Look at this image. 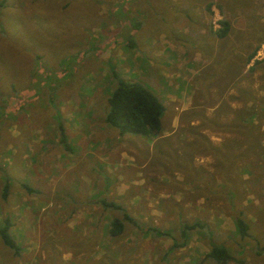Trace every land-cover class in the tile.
Masks as SVG:
<instances>
[{
  "label": "rangeland",
  "instance_id": "374dc122",
  "mask_svg": "<svg viewBox=\"0 0 264 264\" xmlns=\"http://www.w3.org/2000/svg\"><path fill=\"white\" fill-rule=\"evenodd\" d=\"M189 1L205 7L199 21L172 19L186 0H0V220L8 217L19 247L13 254L0 239V264H217L206 256L211 244L226 247L225 264H264V194L250 192L243 170L255 157L264 163V110L254 118L262 145L254 156L246 154L254 133L224 128L244 98L263 93L264 32L258 19L223 9L243 0H210L215 10ZM220 20L243 30L249 47L229 53L230 42L191 31L200 22L211 33ZM112 73L158 96L159 135H119L104 122ZM98 198L170 236L140 238L124 222L108 237L116 212L100 214ZM193 221L201 226L172 246L183 242L180 222Z\"/></svg>",
  "mask_w": 264,
  "mask_h": 264
},
{
  "label": "trees",
  "instance_id": "16d2710c",
  "mask_svg": "<svg viewBox=\"0 0 264 264\" xmlns=\"http://www.w3.org/2000/svg\"><path fill=\"white\" fill-rule=\"evenodd\" d=\"M218 24L219 27L213 32L218 38H222L226 35L229 25L225 20H220ZM130 25L134 28L136 23H131ZM253 53L254 48L246 55L245 60H249ZM112 76L114 78V84L110 87L104 98V122L117 129L119 135L125 133L141 136L159 135L161 130L160 115L163 112L164 106L158 96L141 83L123 80L115 73H112ZM247 100L249 99L244 98L241 102L242 106L233 109L234 117L230 119V124L224 125V128L227 131L247 133L252 132L253 128H255L254 118L260 113V110H264V90L260 96V100L253 99L252 97L248 104L246 103ZM57 127L59 140L63 145V149L69 150L70 147L65 142L66 135L62 124L59 123ZM252 133H254V142L252 141L249 143V150L246 154H253L254 156L256 154L253 149L258 148L260 151L262 150V145L259 139L261 132L254 131ZM215 156L217 159L221 156L224 161H227V156L225 157L223 154H215ZM243 170L246 173L245 182L248 183L250 192L257 198H260L264 194V163L259 157H255L247 162V165ZM20 186L23 187L26 192H34V190L29 188L25 183H20ZM217 186L219 187L218 192L222 191L224 187L222 183L221 185L216 184L212 186L213 190L216 192ZM1 194L3 196L6 194V183H4L1 189ZM96 203L100 206V214L112 210L116 212L115 214L110 215V220L107 223L106 233L108 234V237L121 235L125 229L124 222L137 228L138 232L141 233L140 238L144 236L147 230H153V232L159 233L160 235L170 236L168 231L156 230L154 227H142V225L132 218L118 202L98 198ZM117 210L119 213H117ZM99 218L101 219L102 216L99 215ZM234 225L239 236L243 237L246 234L247 224L240 212H237L234 217ZM10 226L11 222L8 217H4L0 220V239L13 254H18L19 247L16 245L13 236L8 230ZM200 226L201 223L198 221L190 223L180 222L179 235L183 238V242L173 241L172 246L182 245V243H184L186 231H191ZM261 251H264V239L261 245ZM206 256L213 259L217 264H225L226 261L231 259L226 247L219 244H211Z\"/></svg>",
  "mask_w": 264,
  "mask_h": 264
},
{
  "label": "crops",
  "instance_id": "0c3cea01",
  "mask_svg": "<svg viewBox=\"0 0 264 264\" xmlns=\"http://www.w3.org/2000/svg\"><path fill=\"white\" fill-rule=\"evenodd\" d=\"M191 1H193V0H191ZM210 0H208V2H209ZM224 1V0H223ZM235 1V4H236V0H234ZM264 1V0H263ZM186 4H185V6L186 7H184V9H185V14L183 15V11L181 10V9H172L174 12H173V14H174V17L172 16V19L174 20V22H175V19L176 18H178V19H181V18H185V21H187L189 18L192 20V17L195 19V18H197L198 19V21H199V18L201 17V15L200 14H202L203 15V13H202V11H203V9L205 8V7H203L202 6V4L201 3H199L198 2V4H191V3H189L190 1L189 0H186ZM207 2V0H206V2H205V6H208L209 5V9L210 10H215L214 9V7H213V5H211L210 4V2L208 3ZM242 2H244V3H237V5L235 6V4L233 5V6H235L234 8H232L231 6H228V5H226L225 3L223 4V9H224V6H225V8H229V9H232L233 11H236L237 13H238V15H241V17L242 16H246L247 18H256V19H258V21L256 22L257 23V32L259 31L260 33L262 32V30H263V32H264V4H262V2H254V0H243ZM234 3V2H233ZM241 4V5H240ZM240 11L242 12V11H244V12H248V13H246V15H243V14H241L240 13ZM148 15V14H147ZM261 15V16H260ZM183 16V17H182ZM149 19H150V16L148 17V19H147V21H149ZM167 20H168V23H169V17H167ZM219 22V21H218ZM132 23H134V22H132ZM187 24H189V22H187ZM247 24V25H246ZM219 25V24H218ZM228 30H227V33H226V35L224 36V37H222V38H218L215 34H214V32H211V30H210V32L211 33H205L204 31V27H202L201 26V24H200V22L197 24V25H194V26H192V32L195 34L194 36L195 37H212V36H214V37H217V39L220 41V42H230V44L228 43V45H229V49H230V51H229V53H233V51L234 50H231L234 46H236L237 47V50H239L240 51V49H244V45H246L247 46V48L249 47L248 45H250V39H248V37L247 38H245L244 40H243V37H245V36H243V35H238V34H236V33H240V32H242L243 30H240V31H238V30H232V25H233V23H232V21H228ZM250 25V22H246L245 21V19L243 20V25H242V28L244 29L245 27H247V26H249ZM171 27V26H170ZM186 30V29H185ZM233 35V36H232ZM230 36H232V37H238V38H234V41L231 39V38H228V37H230ZM240 37V38H239ZM259 37V36H258ZM218 40H217V43H218ZM254 44H256V43H254ZM232 47V48H231ZM238 48H240V49H238ZM237 50H235L236 52H237ZM207 54V53H206ZM208 55V54H207ZM209 56V55H208ZM212 58L211 59H213V60H216L217 59V56H216V51H214V53H213V55L211 56ZM234 57H238V55L236 54V55H234ZM212 60V61H213ZM208 65H209V63H208ZM236 74V73H235ZM232 79L234 78V76L233 77H231ZM227 79V78H226ZM144 85V84H143ZM145 86V85H144ZM154 93V92H153ZM112 200V199H111ZM114 201V200H113ZM116 202V201H115Z\"/></svg>",
  "mask_w": 264,
  "mask_h": 264
}]
</instances>
